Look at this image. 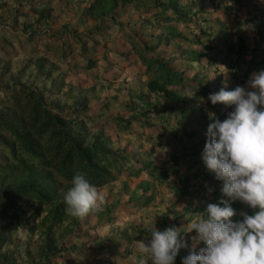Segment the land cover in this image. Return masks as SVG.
<instances>
[{
	"label": "trees",
	"instance_id": "trees-1",
	"mask_svg": "<svg viewBox=\"0 0 264 264\" xmlns=\"http://www.w3.org/2000/svg\"><path fill=\"white\" fill-rule=\"evenodd\" d=\"M168 9L171 13H166ZM31 10L33 13L22 22L28 32L25 39L30 40L42 34L45 52L49 53V59L51 56V64L62 67L64 72L75 68L83 70L99 62L94 53H104V40L99 37L103 32L102 26L110 23L116 27L117 41L122 43L114 48L121 61V68L125 65L132 66L135 74L144 73L146 77L140 88L132 92L117 87L108 96L97 98L88 93L82 94L73 100L71 111L66 115L49 111L42 104L39 91L27 89L24 85H19L15 94L13 92L0 100V126L4 130V133H0V264H16L8 250L10 232L7 228L9 224L4 223V218L7 213H17L16 210L23 205L22 202L29 199H32L35 207L41 204L47 207L45 214L36 222L46 228L45 239L38 250L41 263L48 264L45 259L55 258V264H70L79 258L83 243L67 242L60 237L61 233L57 238L51 235L52 226L68 217L62 208L65 204L57 202L54 197L58 188L56 189V179L52 176L51 168L55 169L60 180L66 182L71 181L76 172L84 171L97 186L113 180L120 170L126 171L128 175H138L144 170L153 179L166 175V169H158L162 165L159 166L160 163L156 162L159 160L154 159L150 153L130 148L129 142L118 145L112 136L116 137L118 132H124L133 134L138 142L141 139L142 143L150 140L153 144L166 148L170 142L179 138L174 133L164 137L167 126L151 121L153 108L149 97L150 93L160 92L168 100H182L185 94L179 90L187 85L190 77L185 76L183 71H175L167 60L152 54L151 48L152 44L160 41L167 43L170 38L182 39L184 36L168 28L164 35L157 34L152 38L151 26L161 20L166 21L169 17L188 24L195 19L192 18L195 11L188 5L178 6L174 0H91L83 14L90 16L93 21L92 29L78 31L75 27L60 26L59 29L44 32L43 26L48 27L51 24V8L40 7L36 10L32 7ZM249 24L257 32L262 31L259 30L262 26L257 17L254 16ZM242 41L241 38L237 39V45L233 49L236 54L244 51ZM233 44L227 43L231 48ZM210 46L209 43L202 42L198 52ZM140 65H143L142 71L139 69ZM103 69L106 71L107 67L104 66ZM49 71L47 70V76L51 74ZM63 74H59L58 84L63 83ZM107 75L103 77L109 83L110 78ZM119 94L125 99H119ZM21 98H25L24 103H21ZM51 105L57 106L55 103ZM231 108V105H227V112ZM73 114L85 116H68ZM218 114L216 113L217 118ZM161 115L163 112L160 111V118ZM151 125L155 129L146 131ZM170 157L173 163L180 159L174 153ZM171 171L175 172V168H171ZM151 186L152 181L149 179L137 184L136 190H139H132L129 195L131 203L146 204L152 197V192H149ZM187 186L186 182H180L179 192L189 191ZM243 207L245 212L250 209L245 205ZM101 214H104V210ZM69 217L70 226L65 230L67 234H76V218ZM167 225L169 224H163V231L168 228ZM113 235L115 236L110 240L114 252L123 238L125 247L122 253H133L138 257L137 242L151 239L149 231L136 224L124 227ZM93 242L101 245L104 239L96 238ZM60 251H64V254H58Z\"/></svg>",
	"mask_w": 264,
	"mask_h": 264
},
{
	"label": "rangeland",
	"instance_id": "rangeland-1",
	"mask_svg": "<svg viewBox=\"0 0 264 264\" xmlns=\"http://www.w3.org/2000/svg\"><path fill=\"white\" fill-rule=\"evenodd\" d=\"M90 2L91 0H0V100L7 98L8 94L9 96L13 92L15 94L17 87L24 85L27 89L39 91L42 104L49 111L66 115L71 111L70 106L78 96L85 93H88L92 97L97 96V98L108 96L109 94H113L117 87L121 86L123 80L119 76L122 73V69H120L122 64L114 48H117L116 45H122V43H119V40L117 41L115 34L116 27L110 23L102 26L103 32L101 33V37H99L100 40H104V53L101 54L100 51L94 53V56H98L96 59L99 62L93 67L83 70L75 68L80 71L68 69L64 72L62 67H56L55 64H51V56L49 59L47 56L49 53L45 52L42 34L38 37L34 36L30 40L25 39L28 32L22 25V22L33 13L32 7L36 10L40 7H50L52 10L51 24L48 27L43 26L44 32H48L50 29H59L60 26L75 27L78 31L92 29L93 21L90 16L83 14L84 8ZM121 16L123 17V14ZM236 16L242 21L251 20L254 16L257 17L262 26L259 30L264 32V0H249V2L242 3V6L237 9ZM229 17L230 15H228ZM193 18L198 17L194 15ZM201 22L202 19L199 18L198 24ZM211 26L212 24H210ZM251 28L255 30L253 27ZM256 57L255 61L257 63L259 59L258 56ZM81 63L82 59L79 60V64ZM104 66L107 67L106 71L103 69ZM216 68H222L221 70H225L230 78L236 79L233 81L234 87L245 86L250 77L247 76L248 79H245L243 69L238 66L236 68V64L229 66L230 69H235V76L231 74L232 71L226 70L225 67L220 66ZM256 68H260L258 71L264 70L261 66H257ZM47 70H50V76L46 75L48 74ZM61 72L64 73L62 76L63 83L58 84L57 79L59 74H62ZM111 73H115L116 75H107ZM104 75L110 78L109 83L103 77ZM53 79L56 80L53 82ZM237 80L241 83L238 84ZM126 82L133 81L126 80ZM119 99L124 100L125 98L119 94ZM24 101L25 98H21V103H24ZM1 103L2 101H0V105ZM52 103L57 104V106H52ZM68 116L78 117L79 114ZM84 116L81 115L79 118H84ZM1 130L3 129L0 126V133H4V130ZM134 139L132 142H129L131 144L134 143L130 148L137 147ZM121 141H123L122 138ZM141 146L142 150L151 152L153 158L154 156L166 158V152L161 148H156L158 145L153 144L151 141H144ZM150 146L154 149H150ZM51 170L53 171L52 176L56 179V189L58 188L55 191L54 197L57 202L64 204L63 193L70 186V181L60 180V176L55 169L51 168ZM165 173L167 174L168 172ZM125 174L127 175L126 171L120 170L113 180L98 186L104 200L99 210L93 212L83 220L76 219V234H67L66 232L68 230L67 226H70L69 215L58 224L52 226L51 235L55 238L59 237L61 233L60 237L64 238L65 241L83 243L81 249L83 251L79 252V258L70 264H138L139 257L137 255L122 253L125 247L123 238L118 243L117 251L114 252L111 245L112 237L115 236L113 234L122 230L126 224H129L128 227L131 224L140 225L149 231L153 227L151 224L154 222V216L145 215L142 218L141 213L132 212L134 204L128 199V192L133 190V188L136 190V185L139 183H136L138 180L135 178L125 177ZM22 204L16 210L17 213L14 211L7 213L4 218V223L9 224L7 227L10 232L8 250L12 253L11 258L16 261V264H44L40 261L41 258L38 250L45 239L46 228L45 225L36 222L45 214L47 207L45 204L35 207L32 199L24 201ZM65 207L64 205L62 208L65 210ZM153 207L157 208L158 205L154 204ZM103 210L104 214H101ZM141 212L143 214L145 209H142ZM173 212L174 210L168 208L167 214L166 210H164L163 215L155 219V222L159 224L157 230H162L163 224L167 223L169 224L167 227H171L170 222L173 219ZM96 238L104 239V242L98 245L93 242ZM106 238L109 239L107 240ZM63 252L60 251L58 254H64ZM72 254L76 256L74 252ZM45 260L49 262L48 264H55V258Z\"/></svg>",
	"mask_w": 264,
	"mask_h": 264
},
{
	"label": "crops",
	"instance_id": "crops-1",
	"mask_svg": "<svg viewBox=\"0 0 264 264\" xmlns=\"http://www.w3.org/2000/svg\"><path fill=\"white\" fill-rule=\"evenodd\" d=\"M174 1L178 6L188 5L195 11L194 14L198 18L184 24L169 17L166 21L161 20L156 25L151 26L152 38H155L157 34L164 35V31L168 28L174 29L175 33L180 32L184 36L182 39L170 38L167 43L160 41L155 45L152 44L151 53L167 60L175 71H183V74L190 77V79L187 80V85L179 90L185 94L182 100H168L163 98L160 92L158 94L150 93L149 100L153 108L151 121L161 122L167 126V132L163 134L164 137L174 133L179 138L170 142L168 148L154 146L166 152V158L154 156V159L159 160L156 161L160 163L159 166L162 165L160 169L166 167V172H168L166 175L153 179L152 176L141 170L138 175L125 174V177L135 178L138 180L136 183H140L145 179L152 181V188L149 190V192H152L151 199L144 205H133L134 210L132 211L133 213H141L142 218L145 215L154 216V222L151 224L152 228L158 229L159 224L155 222V219L163 215L164 210H166V214L168 208L174 210L173 219L170 222L171 227L181 229L180 238L188 243V247L181 248L175 260V264H182L183 258L190 254L193 246L191 238L195 235V232H189L188 230L189 225L195 222L196 215L204 214L206 216L209 203H219L221 199H229L222 194L223 182L217 180L214 174L207 170L201 159V153L207 139V127L211 122L208 113H215V115L219 113V119L224 120L227 113L232 110L231 108L227 112V105L223 103L213 105L208 100V96L211 93L218 92L221 88L228 91L236 88L233 82L236 79L230 78L225 70L216 67H225L226 70L232 71L231 74L234 75L235 69H230L228 66L229 57L234 56L236 68L238 66L243 69L245 79H248L247 76H250L251 73L258 72L260 68L255 69V67L261 66L264 69V32L253 30L249 27L251 26L249 24L250 20L242 21L236 16L237 9L242 6V3L249 2V0ZM167 12L171 13V10L168 9ZM228 15H230L229 18ZM199 18L202 19L200 24H198ZM210 24H212V28ZM238 38L243 40L244 51L236 54L233 49L237 45ZM202 42L209 43L211 46L198 52ZM228 42L234 43L233 48L228 47ZM256 56L259 59L257 63L255 61ZM121 69L122 73L119 77L123 82L120 87L129 89L131 92L138 90L146 79L144 73L143 75L138 73V76L133 72L132 66L129 65H125ZM139 69L142 71L143 65H140ZM126 80L133 82H126ZM236 82L241 83L238 80ZM143 90H145V84ZM159 110L161 113L163 112L162 118H160ZM143 128L145 129V127ZM154 129V125H151L145 130ZM117 135L112 137L118 145L132 142L136 138L133 134L124 132H118ZM121 138L123 141H121ZM134 140L137 147L132 149L143 151L141 146L143 140H139L140 143L137 139ZM129 145L133 146L134 143H129ZM150 149L154 148L151 147ZM145 151L151 154V152ZM171 153L179 155L180 159L177 163H173L170 157ZM171 168H175V172H172ZM180 182H186L189 191L179 192ZM133 190L135 189L133 188ZM131 192L132 190L128 194L130 195ZM154 204H157L158 207L154 208ZM231 206L237 212V215L232 218L233 221L241 220L240 213L245 212L243 204L239 201H231ZM142 209H145L143 214ZM148 209L151 210L148 211ZM246 212L252 214L251 209ZM128 225L126 224L125 227H128ZM204 246L202 242L199 243L196 246L197 251Z\"/></svg>",
	"mask_w": 264,
	"mask_h": 264
},
{
	"label": "clouds",
	"instance_id": "clouds-1",
	"mask_svg": "<svg viewBox=\"0 0 264 264\" xmlns=\"http://www.w3.org/2000/svg\"><path fill=\"white\" fill-rule=\"evenodd\" d=\"M208 100L232 106L224 120L208 113L211 122L201 153L229 199L209 203L206 216L196 215L188 230L195 232L193 246L182 264H264V70L252 73L245 86L221 88ZM103 200L84 171L73 175L63 193L66 214L80 220L99 210ZM231 201H239L252 214L241 212L242 219L234 222L237 212ZM180 232L175 227L152 228L150 240L137 242L138 264H175L181 248L188 247ZM201 242L205 246L197 251Z\"/></svg>",
	"mask_w": 264,
	"mask_h": 264
},
{
	"label": "built area",
	"instance_id": "built-area-1",
	"mask_svg": "<svg viewBox=\"0 0 264 264\" xmlns=\"http://www.w3.org/2000/svg\"><path fill=\"white\" fill-rule=\"evenodd\" d=\"M228 63H229L230 66L235 65V57H234V56H231V57L229 58V60H228Z\"/></svg>",
	"mask_w": 264,
	"mask_h": 264
}]
</instances>
